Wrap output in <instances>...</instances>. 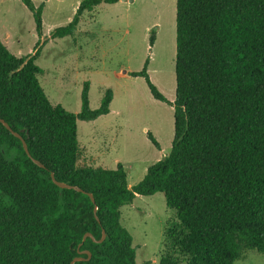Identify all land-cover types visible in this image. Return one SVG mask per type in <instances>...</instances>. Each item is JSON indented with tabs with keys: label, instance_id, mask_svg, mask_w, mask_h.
<instances>
[{
	"label": "trees",
	"instance_id": "trees-1",
	"mask_svg": "<svg viewBox=\"0 0 264 264\" xmlns=\"http://www.w3.org/2000/svg\"><path fill=\"white\" fill-rule=\"evenodd\" d=\"M20 1L40 38L42 6ZM116 2L82 0L51 38L73 36L85 12ZM175 50L172 102L151 83L148 60L128 73L169 104L174 119L170 151L129 187L121 164L78 165L77 122L107 115L111 90L95 110L87 82L78 113L53 106L37 79L38 44L17 58L0 42V119L30 155L0 124V264H136L120 208L156 193L175 216L159 264H234L249 252L264 254V0H175ZM50 174L81 192L59 188ZM103 232L102 242L82 243L86 233L98 241Z\"/></svg>",
	"mask_w": 264,
	"mask_h": 264
},
{
	"label": "rangeland",
	"instance_id": "rangeland-1",
	"mask_svg": "<svg viewBox=\"0 0 264 264\" xmlns=\"http://www.w3.org/2000/svg\"><path fill=\"white\" fill-rule=\"evenodd\" d=\"M42 6V35L20 0H0V42L17 58L40 48L38 82L51 105L76 114L87 82L89 108H99L112 92L109 113L77 122L79 166L113 170L121 164L132 187L148 167L168 154L173 139V108L152 98L145 81L132 78L148 60L151 83L172 102L175 97V0H134L118 7L100 4L85 12L71 37L52 39L66 26L82 0H32ZM154 34V43L149 37ZM150 133L159 148L147 138ZM120 224L132 237L136 264H159L168 253L166 229L175 222L163 193L137 196L120 208ZM234 264H264V254L249 252Z\"/></svg>",
	"mask_w": 264,
	"mask_h": 264
},
{
	"label": "water",
	"instance_id": "water-1",
	"mask_svg": "<svg viewBox=\"0 0 264 264\" xmlns=\"http://www.w3.org/2000/svg\"><path fill=\"white\" fill-rule=\"evenodd\" d=\"M121 1H122V2H132V0H121ZM0 124H2L7 130H9V131L12 133L13 136H15L16 138H18V139L21 141V143H22V147H23L25 153H26L28 156H30L29 153H28V150H27L26 143H25V141L22 139V137H21L18 133L12 131L11 128L8 126V124L4 122V120L0 119ZM32 161H33V163H34L35 165H37L38 167L43 168V165H42L39 161L34 160V159H32ZM50 177H51L52 182H53L56 186H58L59 188H61V189H70V190H75V191L81 192V190H80L78 187H76V186H72V185H68V184L63 183V182H58V181H56V180L54 179V175H53V174H50ZM88 196L90 197L91 201L94 203V199H93L92 195H91V194H88ZM95 212H96V207L94 208V213H95ZM86 238H90L92 241L100 243V242H102V241L104 240L105 235H104V232H103V233H102V236H101V239L98 240V241H96V240L93 238V236H92L91 234L86 233V234L83 236V238H82V243L86 240ZM79 254H80V255H87L88 258H90V253H89L88 251H81V252H79ZM78 260H82V258H75L70 264H74V263H75L76 261H78Z\"/></svg>",
	"mask_w": 264,
	"mask_h": 264
},
{
	"label": "crops",
	"instance_id": "crops-1",
	"mask_svg": "<svg viewBox=\"0 0 264 264\" xmlns=\"http://www.w3.org/2000/svg\"><path fill=\"white\" fill-rule=\"evenodd\" d=\"M134 0H132V2H133ZM126 3H128V2H122L121 0H117V2L116 3H114V4H110L112 7H118L119 5H123V4H126ZM106 5H109V4H106ZM80 21H81V19H80ZM79 24H80V22H79ZM78 24V25H79Z\"/></svg>",
	"mask_w": 264,
	"mask_h": 264
}]
</instances>
